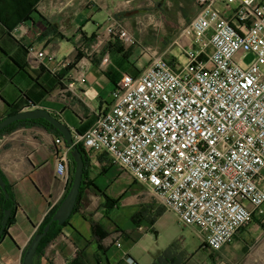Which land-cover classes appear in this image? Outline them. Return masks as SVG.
I'll use <instances>...</instances> for the list:
<instances>
[{"label": "crops", "instance_id": "0c3cea01", "mask_svg": "<svg viewBox=\"0 0 264 264\" xmlns=\"http://www.w3.org/2000/svg\"><path fill=\"white\" fill-rule=\"evenodd\" d=\"M33 9L21 21L26 29L19 22L8 30L0 22V118L44 108L72 134L89 128L108 107L123 73L142 69L104 35L108 17L197 11L194 0H36ZM11 10L0 6L2 15L14 16ZM130 15L126 24L133 28ZM30 46L45 55L36 58L28 52ZM63 58L70 64L57 69ZM57 136L62 135L41 123L20 124L0 134V173L14 204L0 238V264H22L33 235L67 191L70 180L55 172ZM85 154L80 198L59 232L36 252L33 264H129L126 257L137 264H264V211L254 210L251 221L215 251L192 226L200 245L190 248L185 238H161L155 231L157 217L167 209L146 185L122 171L126 180L120 191L100 188L97 179L114 165L104 153Z\"/></svg>", "mask_w": 264, "mask_h": 264}, {"label": "built area", "instance_id": "2783aa9c", "mask_svg": "<svg viewBox=\"0 0 264 264\" xmlns=\"http://www.w3.org/2000/svg\"><path fill=\"white\" fill-rule=\"evenodd\" d=\"M194 2L196 13L169 44L179 55L163 52L137 74L123 73L108 107L72 139L146 185L215 251L264 211V0ZM104 31L135 42L112 17ZM69 64L63 58L57 69ZM54 143L55 172L70 180L71 147L62 136Z\"/></svg>", "mask_w": 264, "mask_h": 264}, {"label": "rangeland", "instance_id": "374dc122", "mask_svg": "<svg viewBox=\"0 0 264 264\" xmlns=\"http://www.w3.org/2000/svg\"><path fill=\"white\" fill-rule=\"evenodd\" d=\"M140 1V0H139ZM130 14H133L134 27L128 28V23L131 21ZM194 13H129L113 16L120 24L134 34L135 42L133 44H124L118 39L109 37L105 31L109 42L119 43L117 49L126 59H131L133 64H137L141 69L146 66L150 60L164 52V57L171 60L170 55H179L180 49L178 45H173L169 48V44L175 39L180 27ZM250 56L245 58L248 61ZM129 69L131 65L127 64ZM121 171V172H120ZM118 166L114 165L109 172L97 179V185L104 189L109 188L110 192H118L123 188L126 176L122 173ZM125 172V171H123ZM127 185H124L126 188ZM153 199V198H152ZM155 201V200H154ZM154 229L161 238L174 235L177 239L185 238V245L188 247L200 245V237L198 232L189 225H183L178 221L177 216L166 210L157 217ZM185 243V242H184ZM191 248V247H190Z\"/></svg>", "mask_w": 264, "mask_h": 264}, {"label": "water", "instance_id": "95a60500", "mask_svg": "<svg viewBox=\"0 0 264 264\" xmlns=\"http://www.w3.org/2000/svg\"><path fill=\"white\" fill-rule=\"evenodd\" d=\"M45 119L52 123L57 130L62 135L65 143L71 147V157L73 160V171L72 178L70 181V185L65 193L64 197L58 204L57 208L53 212L49 221L44 225L41 231L36 232L31 241L29 242L23 257L22 264H33L34 256L36 254V250L41 239L47 234L50 229V226L53 222H56L58 225L64 224L71 213L74 210L77 196L79 194V189L81 185V181L83 178L84 171V159L83 153L78 148L76 144L73 143L72 139V131L70 127H68L63 121L58 119L56 116L50 113L47 109L33 107L31 109L20 110L11 114H8L0 119V132L3 128L8 126L9 124L23 119ZM0 189L4 194V198L7 199L9 197V193L7 191L5 181L0 173ZM12 208H6L3 210V216L0 222V238L6 228L8 217L10 216Z\"/></svg>", "mask_w": 264, "mask_h": 264}, {"label": "trees", "instance_id": "16d2710c", "mask_svg": "<svg viewBox=\"0 0 264 264\" xmlns=\"http://www.w3.org/2000/svg\"><path fill=\"white\" fill-rule=\"evenodd\" d=\"M35 3H36V0L34 2H28V0H15V2H10V1L7 2L6 0H0V6L3 5V4L6 5L7 7L10 6V8L12 10L9 13H14V16H11V17H8L6 15H2L3 13H0V22L2 24H4V26L8 30H11L19 22L25 21L28 18L27 14L32 12L33 10H35V9H33V6H34ZM14 112H17V111H14ZM26 123H41L46 128L54 130L55 132L60 134V132L57 130V128L52 123H50L49 121H47L45 119H42V118H40V119H23V120L15 121V122L9 124L8 126H6L5 128H3L2 131L0 132V134H2L4 132H8V131L12 130L13 128H15L16 126L20 125V124H26ZM77 146L81 150V152L83 153V159H84V162H85L86 154L84 152V149L82 148V146L80 144H77ZM84 170H85V166H84ZM83 174H84V171H83ZM71 178H70V181H71ZM70 181L68 183V187L70 185ZM82 186H83V179L81 181L79 194L77 196L76 203L78 202V200L80 198V195H81V192H82ZM6 188H7V186H6ZM7 191H8V188H7ZM8 193H9V197L7 199H5L4 198V194H3V192L0 189V222H1V219H2V216H3V210L6 209V208H9V207L13 208V205H14L12 196H11L9 191H8ZM56 208L52 209L50 211V213L45 217V219L43 220L42 224L39 227V231H41L42 228L44 227V225L49 221V219L51 218V216H52V214H53V212L55 211ZM10 221H11V213H10V216L8 217L7 224ZM60 227H61V225H58L56 222H53L51 224L49 231L41 239L36 252L40 251V249L44 246V244L46 242H48L49 240H51L59 232ZM105 234L106 233H101V234H99V236L102 237Z\"/></svg>", "mask_w": 264, "mask_h": 264}]
</instances>
